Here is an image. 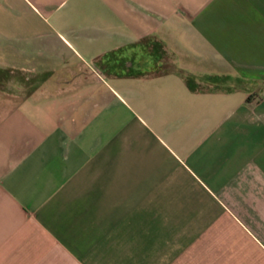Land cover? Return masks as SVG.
I'll return each mask as SVG.
<instances>
[{"label":"crops","instance_id":"0c3cea01","mask_svg":"<svg viewBox=\"0 0 264 264\" xmlns=\"http://www.w3.org/2000/svg\"><path fill=\"white\" fill-rule=\"evenodd\" d=\"M9 70L0 264H264V0H0Z\"/></svg>","mask_w":264,"mask_h":264},{"label":"rangeland","instance_id":"374dc122","mask_svg":"<svg viewBox=\"0 0 264 264\" xmlns=\"http://www.w3.org/2000/svg\"><path fill=\"white\" fill-rule=\"evenodd\" d=\"M16 75V76H15ZM18 74L12 75L13 77H17ZM19 76V75H18ZM22 76L20 75V78ZM0 88H7L10 89V70L3 72L0 71Z\"/></svg>","mask_w":264,"mask_h":264}]
</instances>
